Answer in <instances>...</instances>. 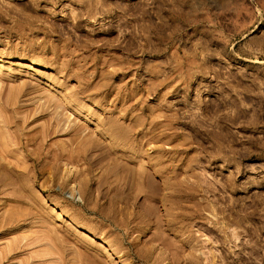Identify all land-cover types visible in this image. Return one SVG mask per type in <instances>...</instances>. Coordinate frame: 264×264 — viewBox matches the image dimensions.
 <instances>
[{
	"label": "rangeland",
	"instance_id": "374dc122",
	"mask_svg": "<svg viewBox=\"0 0 264 264\" xmlns=\"http://www.w3.org/2000/svg\"><path fill=\"white\" fill-rule=\"evenodd\" d=\"M0 10V264H264V0Z\"/></svg>",
	"mask_w": 264,
	"mask_h": 264
},
{
	"label": "bare ground",
	"instance_id": "6f19581e",
	"mask_svg": "<svg viewBox=\"0 0 264 264\" xmlns=\"http://www.w3.org/2000/svg\"><path fill=\"white\" fill-rule=\"evenodd\" d=\"M0 12H1V10H0ZM20 24H21V23H20ZM45 67H46V66H45ZM76 108H77V107H76ZM79 111H80V110H79ZM82 113H83V112H82ZM83 114H84V113H83ZM87 114H88V113H87ZM80 115H81V114H80ZM83 116L85 117L86 114H84ZM88 116H89V115H88ZM86 118H88V117H86ZM88 119H90V118H88ZM92 122H93V121H92ZM94 122H95V121H94ZM94 122H93V123H94ZM93 123H92V124H93ZM94 125H95V124H94ZM104 243H108V242H107L106 240H104ZM123 260H124V259H123Z\"/></svg>",
	"mask_w": 264,
	"mask_h": 264
}]
</instances>
